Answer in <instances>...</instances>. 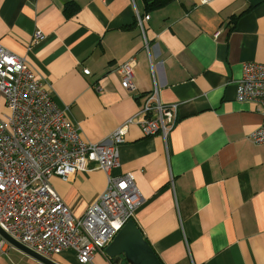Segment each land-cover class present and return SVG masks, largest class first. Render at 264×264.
Returning <instances> with one entry per match:
<instances>
[{"label":"crops","instance_id":"crops-1","mask_svg":"<svg viewBox=\"0 0 264 264\" xmlns=\"http://www.w3.org/2000/svg\"><path fill=\"white\" fill-rule=\"evenodd\" d=\"M67 7L76 12L67 16ZM137 15L149 17L143 33ZM37 31L42 39L31 45ZM0 45L24 59L88 143L106 139L154 90L177 104L165 140L132 125L119 146L111 174L133 176L143 199L136 226L161 264H264V144L250 140L262 117L235 100L242 65L264 63V0L153 8L146 0H0ZM132 58L135 90L127 91L116 68ZM106 180L92 170L50 184L81 217ZM67 252L52 261L67 264ZM89 264L112 263L94 255Z\"/></svg>","mask_w":264,"mask_h":264},{"label":"built area","instance_id":"built-area-1","mask_svg":"<svg viewBox=\"0 0 264 264\" xmlns=\"http://www.w3.org/2000/svg\"><path fill=\"white\" fill-rule=\"evenodd\" d=\"M148 19L136 17L142 33ZM41 39L42 34L35 32L31 45ZM135 66L132 58L116 68L127 91L135 90ZM83 74L89 75V71ZM0 94L7 109L0 120V230L50 260L68 250L78 264L91 263L96 254L105 257L104 248L134 218L143 201L131 173L111 174L119 166V146L126 131L136 125L144 136L161 135L165 140L176 126L177 104H163L154 90L145 95L141 108L106 139L95 144L85 142L24 59L1 45ZM235 100L256 106L262 122L250 134V140L264 144V63L242 65ZM92 170L107 175L106 187L83 216L75 217L50 180H67ZM11 247L0 234V256Z\"/></svg>","mask_w":264,"mask_h":264},{"label":"water","instance_id":"water-1","mask_svg":"<svg viewBox=\"0 0 264 264\" xmlns=\"http://www.w3.org/2000/svg\"><path fill=\"white\" fill-rule=\"evenodd\" d=\"M0 234L12 247L41 264H57L15 242L1 230ZM104 255L112 264H161L133 219L128 220L104 248Z\"/></svg>","mask_w":264,"mask_h":264},{"label":"rangeland","instance_id":"rangeland-1","mask_svg":"<svg viewBox=\"0 0 264 264\" xmlns=\"http://www.w3.org/2000/svg\"><path fill=\"white\" fill-rule=\"evenodd\" d=\"M98 255V254H96ZM62 259L67 264H78L72 253H65ZM0 264H41L32 257L18 251L16 248L11 247L5 255L0 256Z\"/></svg>","mask_w":264,"mask_h":264},{"label":"trees","instance_id":"trees-1","mask_svg":"<svg viewBox=\"0 0 264 264\" xmlns=\"http://www.w3.org/2000/svg\"><path fill=\"white\" fill-rule=\"evenodd\" d=\"M170 0H146V4L148 8H153V7H161L164 4H166ZM76 9H71V7L66 8V15L70 16L72 13H75Z\"/></svg>","mask_w":264,"mask_h":264}]
</instances>
